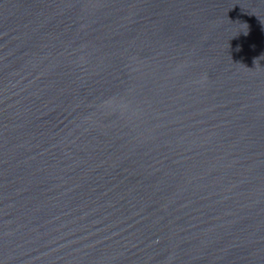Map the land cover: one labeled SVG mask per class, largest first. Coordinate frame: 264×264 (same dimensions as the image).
<instances>
[{
  "label": "water",
  "instance_id": "1",
  "mask_svg": "<svg viewBox=\"0 0 264 264\" xmlns=\"http://www.w3.org/2000/svg\"><path fill=\"white\" fill-rule=\"evenodd\" d=\"M0 264H264V0H0Z\"/></svg>",
  "mask_w": 264,
  "mask_h": 264
}]
</instances>
